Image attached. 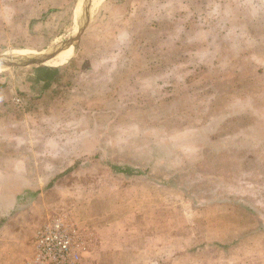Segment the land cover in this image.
Masks as SVG:
<instances>
[{
  "label": "rangeland",
  "instance_id": "obj_1",
  "mask_svg": "<svg viewBox=\"0 0 264 264\" xmlns=\"http://www.w3.org/2000/svg\"><path fill=\"white\" fill-rule=\"evenodd\" d=\"M85 1L0 0V55L69 39ZM65 51L0 75L35 80L17 87L18 111L43 96L30 112L47 121L29 139L45 168L29 172L48 180L31 185L47 217L77 229L84 263L102 232L114 243L99 264H253L248 240L264 243V0H92Z\"/></svg>",
  "mask_w": 264,
  "mask_h": 264
},
{
  "label": "crops",
  "instance_id": "obj_2",
  "mask_svg": "<svg viewBox=\"0 0 264 264\" xmlns=\"http://www.w3.org/2000/svg\"><path fill=\"white\" fill-rule=\"evenodd\" d=\"M65 54L69 52L63 56ZM64 67L67 66H60V69H65ZM56 74L60 78L61 75ZM53 81L56 80L49 79L48 82L47 77H40L38 85L42 87L44 83L49 86L50 83L54 84ZM33 83H36L35 80L17 81L13 79L12 74L0 75V264H33L36 230L48 219L50 213L49 206L45 204L44 190L34 189L31 185L33 182L40 184L47 181V176L40 173L37 176L30 174L35 166L45 168L44 162H34L32 152L36 148L29 139L36 131H42L43 122L47 121L42 117L45 119H42L38 126L37 113L30 112L34 103L40 101L43 96L29 94L28 101L31 105L20 111L13 102V96L18 92L17 87L26 89L25 86ZM26 90L29 91V88ZM57 119L59 120V117ZM18 139L23 142L18 143ZM19 189L21 192H18ZM104 228L105 226H102L101 231H105ZM106 229L109 227L106 226ZM100 233L102 242L98 249L92 251L88 261L91 264L102 263L106 258L103 248L112 247L114 243L105 239L110 233ZM248 241V245L258 247L252 259L253 264H264V243Z\"/></svg>",
  "mask_w": 264,
  "mask_h": 264
},
{
  "label": "built area",
  "instance_id": "obj_3",
  "mask_svg": "<svg viewBox=\"0 0 264 264\" xmlns=\"http://www.w3.org/2000/svg\"><path fill=\"white\" fill-rule=\"evenodd\" d=\"M77 229L62 215L48 217L36 230L35 264H85L77 248Z\"/></svg>",
  "mask_w": 264,
  "mask_h": 264
},
{
  "label": "water",
  "instance_id": "obj_4",
  "mask_svg": "<svg viewBox=\"0 0 264 264\" xmlns=\"http://www.w3.org/2000/svg\"><path fill=\"white\" fill-rule=\"evenodd\" d=\"M91 1L92 0L85 1V8L83 12L84 14H82L81 17L82 20L80 22V26L76 34H74L72 37L61 43L54 44L53 46H50L46 49L33 51L17 58H10L4 55H0V67L10 68L15 66H24L33 63L44 62L45 60L56 57L64 50L70 49L72 46L77 44L90 19Z\"/></svg>",
  "mask_w": 264,
  "mask_h": 264
},
{
  "label": "trees",
  "instance_id": "obj_5",
  "mask_svg": "<svg viewBox=\"0 0 264 264\" xmlns=\"http://www.w3.org/2000/svg\"><path fill=\"white\" fill-rule=\"evenodd\" d=\"M57 82H61V78H56ZM60 84V83H59ZM117 168H120V166H117ZM126 172H128L129 174H132L134 169L127 167L126 169H124Z\"/></svg>",
  "mask_w": 264,
  "mask_h": 264
},
{
  "label": "bare ground",
  "instance_id": "obj_6",
  "mask_svg": "<svg viewBox=\"0 0 264 264\" xmlns=\"http://www.w3.org/2000/svg\"><path fill=\"white\" fill-rule=\"evenodd\" d=\"M95 6V5H94ZM68 50H70L71 51V48L70 49H68ZM73 50V49H72ZM26 52V51H25ZM16 54V53H15ZM13 56H14V54H13ZM68 57V55H64V56H58V58H60V59H65V58H67ZM57 60V59H56Z\"/></svg>",
  "mask_w": 264,
  "mask_h": 264
}]
</instances>
